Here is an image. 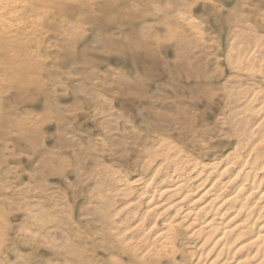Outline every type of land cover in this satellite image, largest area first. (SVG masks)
Returning <instances> with one entry per match:
<instances>
[{"label": "rangeland", "instance_id": "obj_1", "mask_svg": "<svg viewBox=\"0 0 264 264\" xmlns=\"http://www.w3.org/2000/svg\"><path fill=\"white\" fill-rule=\"evenodd\" d=\"M55 2L17 60L0 59V264H113L100 171L134 175L137 146L160 133L186 148L189 127L167 126L177 101L264 88L259 67L238 75L227 58L247 34L264 40V0ZM206 124L207 142L227 141L219 117Z\"/></svg>", "mask_w": 264, "mask_h": 264}, {"label": "bare ground", "instance_id": "obj_2", "mask_svg": "<svg viewBox=\"0 0 264 264\" xmlns=\"http://www.w3.org/2000/svg\"><path fill=\"white\" fill-rule=\"evenodd\" d=\"M55 5V0H0V59H12L9 54L15 52L17 60L16 53L40 31L43 16H54ZM251 36L227 50L228 64L238 75L255 74L258 67L264 74V54L256 56L255 49L264 40ZM235 84L228 97H206L188 107L184 100L175 103L172 109H181L182 117L167 126L189 127L186 148L160 133L137 146L134 175L100 171V189L92 197L102 200L96 206L106 229L101 247L116 255L113 264H123L122 259L129 264H264V88H246L242 79ZM217 104L221 109L211 114ZM199 107L203 113L194 116ZM215 116L226 125V143L204 139L211 134L201 129ZM192 148L216 152L196 155Z\"/></svg>", "mask_w": 264, "mask_h": 264}]
</instances>
